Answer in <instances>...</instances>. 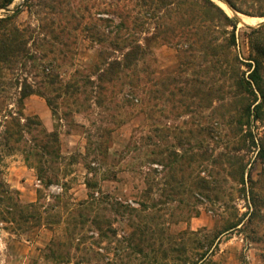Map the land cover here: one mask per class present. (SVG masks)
Returning <instances> with one entry per match:
<instances>
[{"label":"rangeland","instance_id":"obj_1","mask_svg":"<svg viewBox=\"0 0 264 264\" xmlns=\"http://www.w3.org/2000/svg\"><path fill=\"white\" fill-rule=\"evenodd\" d=\"M174 1L0 7L26 31L0 70V264H264V100L250 82L247 111L225 62L250 81L259 2L210 0L237 22L231 54H215L192 37L224 43L217 23L151 39L182 16Z\"/></svg>","mask_w":264,"mask_h":264},{"label":"trees","instance_id":"obj_2","mask_svg":"<svg viewBox=\"0 0 264 264\" xmlns=\"http://www.w3.org/2000/svg\"><path fill=\"white\" fill-rule=\"evenodd\" d=\"M13 0H0V7H6L9 5ZM229 7L238 12L247 13L246 11H242L243 9L240 6V0H224ZM259 3L253 4L255 11L248 14H254L257 16H264V0H257ZM171 0H163V5L167 6ZM188 4L192 6L196 4L198 7L202 8L199 13H192L187 12V9L180 10L179 8L175 7V4ZM175 1L173 2L174 8L177 11H181L182 16L176 20L166 24L157 23L156 28L158 29L159 34H155L151 37V39H160L164 42H175L178 37L186 38L189 34L194 36L192 37L193 43L199 44L203 46V48L211 49L212 52L218 54L221 50L231 54V48L235 44V28L237 25L235 17H230L220 6L215 4L210 0H182V1ZM170 10V8L168 9ZM13 16H6L0 18V70L3 68L5 64H13L17 61L18 57L25 51V39L24 29H19L16 26L12 25L11 19ZM206 22H212V25L217 23V26L222 25L225 27L223 31L228 34L227 38H225L224 43H215V38L212 37L208 38L204 31L200 33H189V29L192 28H201V29H208ZM195 26V27H194ZM229 26L231 29L227 31L226 27ZM189 28V29H188ZM252 34L256 35V39L260 35V39L256 41V43L252 44L253 49L256 51V56H254L251 60V63H247V66L252 67L253 69L248 74V80H246L241 74H238L239 69L238 65L240 63L239 59L236 55H231L229 60L225 62H229L230 64V77L233 78L234 82L238 86V88L242 89L246 85L249 88V92H247L251 99L247 100V104L245 105L246 110L250 109V106L254 104L257 100V96L251 88V83L254 86V89L258 92L262 100H264V91H263V76L262 71L264 69V24L259 26L258 28H251ZM177 42V41H176ZM177 44V43H176ZM140 52L139 45H136L132 50V54L136 56ZM31 89H25L23 87L20 93V100L25 98L27 95L31 93ZM248 95V96H249ZM262 106V102H258L254 105L253 110L259 112ZM18 133L10 129L6 126L3 132V139L8 141L9 139L13 138V136L17 135ZM53 133L45 134V137H53ZM6 144V143H5ZM47 142L43 145H39L40 148L45 149ZM32 167V166H31Z\"/></svg>","mask_w":264,"mask_h":264},{"label":"bare ground","instance_id":"obj_3","mask_svg":"<svg viewBox=\"0 0 264 264\" xmlns=\"http://www.w3.org/2000/svg\"><path fill=\"white\" fill-rule=\"evenodd\" d=\"M221 5H222V3H221ZM258 21H260V18H257V17H243V19H241L240 22H242V23L247 22L250 24H254V23H257Z\"/></svg>","mask_w":264,"mask_h":264},{"label":"water","instance_id":"obj_4","mask_svg":"<svg viewBox=\"0 0 264 264\" xmlns=\"http://www.w3.org/2000/svg\"><path fill=\"white\" fill-rule=\"evenodd\" d=\"M19 6H21V5H19ZM19 6H18V7H19ZM18 7H17V8H18ZM17 8H16V9H17ZM0 9H2V8H0ZM16 9H15V10H16ZM261 17H264V16H261ZM239 20L241 21V19H239Z\"/></svg>","mask_w":264,"mask_h":264}]
</instances>
